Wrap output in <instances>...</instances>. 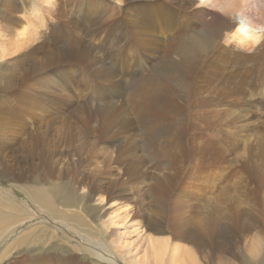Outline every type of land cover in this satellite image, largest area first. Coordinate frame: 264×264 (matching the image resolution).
Segmentation results:
<instances>
[{
    "label": "rangeland",
    "instance_id": "1",
    "mask_svg": "<svg viewBox=\"0 0 264 264\" xmlns=\"http://www.w3.org/2000/svg\"><path fill=\"white\" fill-rule=\"evenodd\" d=\"M13 1L18 7L15 15L27 21L28 25H26L30 34L35 33L36 27H39L41 23H47V19L50 20V16H43V13L51 7H46L47 4L41 2L42 0ZM54 1L55 3L62 2L65 4L64 6L69 7L71 13H93L99 9L96 0ZM144 1L146 0L142 2ZM3 2L4 0H0V9ZM88 5L92 6L88 7ZM121 6V2L118 0H109L107 4V8L110 10H114V8L116 10ZM171 8L178 10L176 5L171 4ZM38 12L41 14L36 15ZM7 24L6 21L0 18V44L4 53L13 46L12 42H14L13 39L11 41L10 30L4 27ZM41 29L45 31L46 28ZM195 32H201L202 35L205 33L202 29H195ZM255 32L264 41V31ZM58 36L63 38V35ZM65 39L64 44L63 42L58 44L57 40H54L53 44H57L50 47V49L65 47V45L67 47L65 48L69 50L86 49L87 53L82 50L86 54L83 59L85 62L79 64L88 68L93 65L90 66V70L86 69L89 70V73L93 71L91 76L89 73L85 72L86 74H84L80 70L79 73L68 76L70 81L75 80L73 76H76L75 78L78 80V82L73 81L75 82L73 92H67L66 94L65 107L70 112L69 119L71 121L68 125L70 135L77 139V133L81 132V130H77L81 125L80 118L77 115L85 111L87 113L94 112L90 115L95 120L96 111L100 110V107L101 109L106 107V105L115 110L116 117L119 118L115 119L114 116L111 122H119L125 118H130L140 123H137V127L145 126L146 128L140 134H145L147 144L142 146L145 151L143 148H141V151L140 149L137 151V153L141 152L139 153L140 156L144 155L141 156V162L138 163L148 165L149 170L153 166L161 165V169H159L162 171L160 173L161 180L155 188L158 189L157 194L160 198L158 195L153 196V194H156L152 193L153 191L151 192V187L154 186L156 181L148 179L149 187L146 188L147 191L139 190L140 185H134L133 187V185L124 183L122 188H125L126 191L118 188L120 196L116 194L117 197L112 198L113 200L107 198L108 195L104 199L98 197L89 199L88 196L92 193L87 191L84 193L82 186L79 190L77 183L86 174H91L95 170V166L88 165V168L85 169L82 166L75 168L77 165H69L70 167L67 166L65 169L67 171L65 173L68 175L65 173L59 174L60 172L56 173V178L60 175L63 181L59 178L52 179V182H64L65 187L63 185L58 188L48 186L49 195L54 196L52 202H42V209L32 203L24 191L22 192V190L11 184L16 182L9 181L8 177L1 174L2 164L11 162L14 166H23L25 173L30 176V165L18 158L20 156H17V147L4 150L2 144L4 134L8 131L10 125L23 123L28 127L26 128L28 134H32L33 128H36L37 124L38 126L43 125L42 123H36V111L30 108V105H33L37 99L26 91H6L2 88L5 83L0 80V259H3V261L0 260V264H18L21 261H23V264H103L99 259L94 258L91 253H98L100 257L107 258L108 260L103 259L106 264H183L181 261L186 260L184 257L185 251L172 248L173 234L171 231L176 234L179 233L177 235H181L182 238L188 237L189 240L197 235L210 241L217 240V242L223 241L216 238L218 234L227 235V238L230 237L231 240H228L229 242L224 246L225 248L223 247L219 255L213 258L198 255L199 264H264V109L256 113L257 116L253 121H247L248 119L237 118V113L235 115L233 111L215 110L216 108H210V105L202 107L199 98L203 97L205 99L207 96L198 92L202 87L200 84L205 79V76L199 72L202 69L201 65L200 68L197 67L196 72L190 74L192 79H190V85L186 89L181 88L180 82L178 85V80L175 82V79L168 76L170 71L181 66L179 65L180 58L177 56L182 53L181 43L169 49H166L165 46L156 47L157 50L150 59L132 66L124 63L123 70L120 69L121 64L119 65L109 52L112 45L109 43L105 58L110 65L104 71L99 69L101 68L100 63H98V56L100 55L97 50L99 49L94 43H89L87 38L86 40L83 38L82 42L84 43L81 42L82 44L77 43V41L73 43L67 36ZM187 43H191L190 40ZM76 47L80 48L77 49ZM87 54L92 55L93 60ZM86 58L87 60H85ZM5 59L6 57L0 62V77L7 72L5 67L9 66L3 65ZM89 60L95 65H89ZM173 60H176V62H173ZM97 71L99 74H96ZM262 72L258 75L262 79L260 82L263 85L260 86L263 90L264 71ZM107 74L115 76L117 82L121 81L119 83L121 85L117 88L109 85L104 78H101L102 75ZM100 78L103 79L104 83H101ZM255 83L258 91H254L252 94L258 95L261 93L258 79L255 80ZM195 89L198 92L197 97L194 96L196 94ZM259 89L260 93H258ZM106 97L113 98L114 102L108 100L107 104L105 102ZM166 100H169L168 102L171 105ZM185 101L187 102L185 103ZM112 104L115 106L112 107ZM182 104L187 107L180 108ZM181 109L185 112L180 113ZM181 121L183 123L187 122L182 124ZM178 126L182 129L183 126L186 128L184 127L183 130L179 128L181 129L179 130ZM14 131H16V128ZM161 133L164 134V138ZM175 138L176 140H174ZM163 139L171 140V142ZM177 139L183 140L180 142ZM27 142L28 140L26 141L28 145ZM77 143V141H73V144H69L66 148L67 152H70L69 156H73V159L70 158L72 162L76 161L74 155L79 148ZM160 147L162 148L160 149ZM65 152L63 151V154ZM16 160H18V164L15 163ZM96 160L100 162L102 158H96ZM35 163L39 164V161L36 160ZM169 168L170 171H165ZM144 171L145 168H142L139 172ZM106 172L105 177L115 179L120 171L115 168ZM44 173L45 171L38 167L34 177L41 176ZM64 178L70 181L65 183ZM133 180H128V182ZM19 182L18 185H33V180L30 179ZM72 184L78 190V196H75L76 201L68 202V196H74L70 190ZM163 185L167 188H164ZM24 188L22 189L24 190ZM8 190L11 196L6 194ZM27 192L31 194L33 189L30 188ZM82 197L86 200H82ZM156 198L158 199L156 200ZM153 200L158 206L155 205L156 203H151ZM11 201L14 202V206L12 210H7V207H11ZM156 206L157 208H154ZM158 207L161 210H157ZM25 210L34 214V216L31 215L37 218L39 223L22 226L13 234L12 239V234L9 235L7 231L11 226L14 228L17 222L24 217ZM159 212L161 214L158 216ZM158 225L160 228L169 231L162 234L163 236L166 238L172 237L168 250L161 251L162 260L159 258L160 253L156 251L157 245L152 241L149 232V227L155 229L158 228ZM52 229L56 233L55 238ZM19 237L21 239L18 240ZM61 237L69 238L68 240L72 244H78L80 248L83 247V249L89 251H68V246ZM11 240L12 243L10 244ZM17 240L21 242L17 243ZM12 244L13 247L10 248ZM102 249L110 251H101Z\"/></svg>",
    "mask_w": 264,
    "mask_h": 264
},
{
    "label": "bare ground",
    "instance_id": "2",
    "mask_svg": "<svg viewBox=\"0 0 264 264\" xmlns=\"http://www.w3.org/2000/svg\"><path fill=\"white\" fill-rule=\"evenodd\" d=\"M96 1L98 2L99 9L93 13H71L70 8L64 6L65 4L62 2L55 3L54 0H42L41 2L47 4L46 7H51L47 11L44 9L45 12L43 13V16L49 15L50 20L47 19V23L45 22L46 24L44 22L41 23L39 27H36V32L31 34L28 32L27 21L15 15L18 7H16L13 0H4L0 9V18L8 23L4 27L10 30L9 35L11 41L12 39L14 41L12 42L13 46L8 51L6 50L7 52L5 53L0 44V62L6 57L3 65H9L5 67L7 72L0 77L1 82L5 83V86H2V88L6 91L18 90L29 92V95L32 94L37 101L34 102L33 105H30V108L36 111V123L43 124L42 126H38L37 124L36 128H33L32 134H28L26 130L28 127L23 123L9 126L8 131L4 134L2 149L7 150L17 147V156H20L18 158H20L22 162H26L30 165V176L25 173V168L23 166H14L11 162L2 164L1 174L4 177H8L9 181L12 180L16 182H12L11 184L22 190V192L24 191L29 200L41 207V209L42 202H52V198L54 197L49 195L48 186L58 188L63 185L65 187L64 182H52V179L56 178L57 172H60L59 174L67 172L65 169L69 165H77L75 168L82 166L85 169L88 168V165L95 166V170L91 174L88 173L85 176L83 175L84 177H82V179L80 178L81 180L77 183L79 190L82 186V191H84V193L86 191L92 193V195L90 194V196H88L89 199L94 197L104 199L107 195V198L114 199V197H117L115 196L116 194L120 196V190L118 191V188L125 190V188H122L124 183L133 185V187L134 185H140L139 190H146V188L149 187L148 179L156 181L154 186L151 187V192L153 191L152 193L156 194H153V196H157L158 189L155 188L161 180L160 173L162 172L159 170L161 169V165L153 166L149 170V168H147L148 165L139 164L143 154L140 156L139 153L141 152L137 153V151L139 149L141 151V148H143L142 146L147 144L145 134H140V132L146 127H137V123L139 122L130 118H125L119 122H111L114 116L115 119L117 118V115L115 114V110L111 109L106 103V107L102 109L100 107V110L96 111L95 120L93 116L90 115L94 112L87 113L85 111L77 115L81 123L77 130H81V132L77 133V139H74V137L70 135L68 125L71 121L69 119L70 112H68L65 107L66 94L67 92H73L75 82H78V80L75 78L76 76H73V79L76 81H70L68 76L70 74L75 75L79 73V70L84 74H88L90 66H93L90 64L94 63L89 60V68L79 64L85 62L83 59L86 56L85 53H87L86 49H81L79 51L69 50L66 49V45V48L58 47L50 49V47L57 44H53L54 40H57L58 44H61L67 36L73 43L77 41V43L80 44L83 38L85 40L87 38L89 43H94L97 49H99L97 50L100 55L98 56V63H100L99 66H101L99 69H103L104 71L108 68V65H110L105 58L107 55L106 51H108L106 48L109 43L112 44L109 52L112 57L116 59L117 63L119 65L121 64L120 69L122 70L124 63H128L132 66L137 63H143V60L146 61L150 59L156 52V47L165 46L166 49H169L181 43L182 53L177 55L180 58L179 65L181 66H178V69L176 68L170 71L168 76L175 79V82L178 80V85L180 82L181 88L186 89L190 85V79H192L190 74L194 73L197 67L199 66L200 68L201 65L202 69L199 72L205 76H203L205 79L200 84L202 86L201 89L199 85L200 90H198V92L207 96L205 99H203V97L199 98L202 107L210 105V108H216L215 110L233 111L235 115L237 113V118H242L244 120L248 119L247 121H253L257 116L256 113L264 109V89L262 90L261 86L263 84L260 82L262 79H260L258 75L264 71V41H262L255 32L264 31V0H146L144 2H142L143 0H118L121 2L122 6L116 10L115 8L114 10L107 8L109 0ZM171 4L176 5L178 10H173ZM92 5H88V7ZM40 14L41 13L38 12L36 15ZM43 27L46 28L45 31L41 29ZM38 28L41 29L39 32ZM195 29H202L205 33L203 35L201 32L196 33ZM58 35H63V38ZM185 39H189L191 43H187L189 40L186 41ZM82 50L85 53H83ZM89 55L87 54V56ZM90 56L92 58V55ZM85 60H87V58ZM111 61H113V59H111ZM174 61L176 62V60H173V62ZM3 65L1 66L3 67ZM91 73H89L90 76ZM102 73L104 74V72ZM96 74H99L98 71ZM102 76L103 77H98L104 78L112 87L117 88L121 85H119L121 81L117 82V79L114 78L115 76H111L110 74ZM257 79L259 81V87H261V93L259 89L258 93L260 94L254 95L252 93L258 91L255 83ZM101 83H104L103 79H101ZM198 92H195V97L198 96ZM247 94L249 95L246 96ZM109 98L111 97H106L105 102L109 100L113 103V98ZM189 98L191 99V96ZM168 101L167 103L170 104ZM186 102L187 101H185V103ZM114 106L115 105L112 107ZM185 106V104L184 106L182 104L180 108ZM253 110L256 111L254 112ZM182 112L185 111L182 110L180 113ZM185 123L182 122V124ZM184 127L185 126H183V129ZM15 128L16 131H14ZM179 128L181 127L178 126V129ZM158 135L160 134L158 133ZM163 136L164 134H162V137ZM174 136L176 135L174 134ZM27 140L28 145L26 144ZM174 140H176V138ZM181 140L183 139L179 141L181 142ZM73 141H77V145L79 146L76 150L77 153L74 155L76 158L75 162L70 161V158L73 159V156H69L70 152L68 153V150H66L69 144H73ZM167 141L171 142V140ZM161 148L162 147H160V149ZM143 149L145 151V148ZM63 151L67 152H65L66 155H64L65 153L63 154ZM185 157L187 158V156ZM96 158H102V160L99 162ZM36 160L39 161V164L35 163ZM15 163L18 164V160H16ZM163 164L162 168L164 167ZM63 166H65V168H63ZM38 167L42 168L45 173L41 176L34 177V173ZM115 168L120 171L119 175L116 176L117 178L110 179L109 177H105V175H107L105 174L107 173L106 171ZM142 168H145V171L140 173L139 171ZM168 170L170 171L171 169L169 168L165 171ZM97 174L98 176L96 177ZM134 176L136 177L133 178ZM57 178L62 180L60 175H58ZM26 179L33 180V185H18L20 183L19 181ZM131 179L134 180L128 182V180ZM69 181L70 180H65V183ZM72 181H74V179H72ZM127 184H125V186H127ZM164 186L165 185H163V187ZM22 188H24V190ZM30 188L33 189V193L31 194L27 192ZM131 189L133 188L131 187ZM70 190L74 196L69 195L67 201H76L75 196H78V190L74 188V184H72ZM136 190L138 191V189ZM6 194L11 196L9 190L6 191ZM84 199L85 198L82 197V200ZM157 199L158 198H156V200ZM154 201L155 200L151 203H154ZM14 202H10L11 207H7V210H12ZM155 205H157V203ZM157 206L154 208H157ZM157 210L161 209L158 207ZM24 213V217L17 222L18 225L16 224L14 228L11 226L7 231L9 235L12 234V239L13 234L22 226L39 223V220L34 218V214L31 212L29 213L25 210ZM160 214L159 212L158 216ZM167 231L168 230L165 228H160L159 225L158 228L156 227L155 229L149 227L152 241L157 245L156 251L160 253V260H162L161 251L168 250L170 239L172 238H166L162 235L166 234ZM171 232L173 234L172 248L179 251L183 249L185 251L184 257L186 260L181 261L183 264H199L198 255L213 258L219 255L227 242L231 240L230 237L227 238V235L223 234H218L216 236L217 239L223 240L220 242H217V240L210 241L198 235L189 240L188 237H183V239L181 235H177L179 233L176 234L173 231ZM52 234L55 238L56 233L53 229ZM61 238L66 246H68V251H89L83 249V247L80 248L78 244H72L71 241L68 240L69 238ZM19 239L21 238L19 237L18 240ZM18 240L17 243L21 242ZM11 243L12 240L10 241V244ZM12 247L13 244L10 245V248ZM101 251L110 250L102 249ZM91 254L94 258L106 264L104 260H108L107 258L100 257L98 253ZM0 260L3 261V259ZM22 262L23 261L18 264H23Z\"/></svg>",
    "mask_w": 264,
    "mask_h": 264
}]
</instances>
